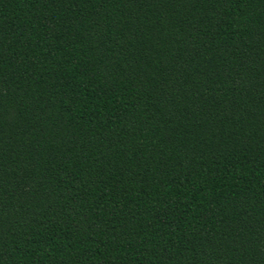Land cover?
I'll list each match as a JSON object with an SVG mask.
<instances>
[{
  "label": "trees",
  "instance_id": "16d2710c",
  "mask_svg": "<svg viewBox=\"0 0 264 264\" xmlns=\"http://www.w3.org/2000/svg\"><path fill=\"white\" fill-rule=\"evenodd\" d=\"M0 264H264V0H0Z\"/></svg>",
  "mask_w": 264,
  "mask_h": 264
}]
</instances>
